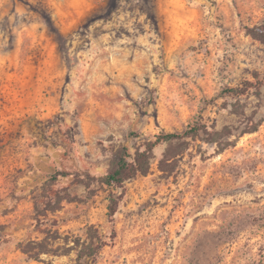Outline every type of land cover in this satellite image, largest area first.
<instances>
[{"label":"rangeland","instance_id":"rangeland-1","mask_svg":"<svg viewBox=\"0 0 264 264\" xmlns=\"http://www.w3.org/2000/svg\"><path fill=\"white\" fill-rule=\"evenodd\" d=\"M255 73L264 0H0V264H264Z\"/></svg>","mask_w":264,"mask_h":264},{"label":"trees","instance_id":"trees-1","mask_svg":"<svg viewBox=\"0 0 264 264\" xmlns=\"http://www.w3.org/2000/svg\"><path fill=\"white\" fill-rule=\"evenodd\" d=\"M262 79L260 73H255L256 81H246V89L256 88L259 89L264 82V73L262 74ZM246 89H237V92L240 94H244V90ZM199 134V129L196 127H191L187 129L183 133H168L166 135H159L157 140L153 143H149L148 148L143 152L137 154L132 160L128 159L130 154L127 152L119 153L116 155L115 160L113 162L112 169L103 177L100 178L101 182L106 185H115L123 188V193L120 195H111L110 202L107 206L108 208V216L111 222L114 221V216L118 210L119 204L123 199L125 192V182L138 174H145L149 171L150 161H151V152L153 149L162 142L174 141L184 137H196ZM91 228V227H90ZM114 230V229H113ZM91 238H96V243H83V250L79 253V258L82 260L83 257L93 258L97 253L105 246V240L102 236H92ZM33 243V242H31ZM29 243V244H31ZM41 246V243H37ZM31 246L27 245L24 248V252H30L29 249ZM39 250H45L42 248ZM96 261L90 262H81V264H94Z\"/></svg>","mask_w":264,"mask_h":264}]
</instances>
